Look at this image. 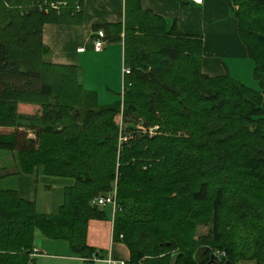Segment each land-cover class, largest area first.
<instances>
[{"label":"trees","instance_id":"1","mask_svg":"<svg viewBox=\"0 0 264 264\" xmlns=\"http://www.w3.org/2000/svg\"><path fill=\"white\" fill-rule=\"evenodd\" d=\"M225 1L256 89L203 74L200 37L125 0L122 22L93 27L122 43L128 70L121 99L99 105L42 42L46 24H82L83 0H0V150L24 175L72 181L50 216L0 190V264H31L35 230L91 264L87 226L105 219L91 201L114 189L124 264H207L215 251L220 264H264V0ZM197 225L208 234L195 238Z\"/></svg>","mask_w":264,"mask_h":264},{"label":"crops","instance_id":"2","mask_svg":"<svg viewBox=\"0 0 264 264\" xmlns=\"http://www.w3.org/2000/svg\"><path fill=\"white\" fill-rule=\"evenodd\" d=\"M124 2L125 0H83L81 25L46 24L43 27L42 42L49 49L46 60L52 64L78 67L80 83L85 90L97 93L98 102L99 97L106 101L113 100L111 92L118 94L121 90L123 45L105 44L100 51H94L93 27L122 22L120 15L124 12ZM140 3L143 9L150 10L169 22L174 21L183 34L202 39L203 74L209 77L228 75L250 88H257V82L253 78V65L248 60L246 49L238 35L237 20L230 15L225 0H202L200 5L189 1L184 3L183 0H140ZM79 49H83V52H78ZM101 91L106 94L101 95ZM28 136L34 138L33 132L28 131ZM9 153L17 155L16 152ZM13 159L14 166L10 169L0 159V190L15 191L22 200L34 203L37 209V176L42 167H35L31 174L24 175L21 173L18 155L17 161ZM15 178L18 182H5ZM66 187L68 186L65 185L63 191ZM50 188V185L46 187L47 190ZM62 203L63 199L52 214L36 212L46 216L55 215ZM86 243L94 250L89 260L91 264H120L129 260L125 245L114 239L111 209L107 219L89 221ZM31 259V264L86 262L70 252L66 241L45 238L39 230L34 232Z\"/></svg>","mask_w":264,"mask_h":264},{"label":"rangeland","instance_id":"3","mask_svg":"<svg viewBox=\"0 0 264 264\" xmlns=\"http://www.w3.org/2000/svg\"><path fill=\"white\" fill-rule=\"evenodd\" d=\"M122 92V87L121 90H119L120 94ZM113 93V97L114 99L111 101H106L103 98L99 97V105H110L114 102L119 101L121 98L118 96L117 93L111 92ZM106 94V92H102L101 91V95ZM0 154H3L0 156V159H3L4 162H6V167L7 169L12 168L14 165V159L17 161V155L14 154V156H12L11 153L9 152H4L0 151ZM6 156V158H4ZM38 191H37V211L39 212H43L44 214H52L54 213L57 208L58 205L61 203L62 199H63V188L64 186H69L72 181L69 179H65V178H58V177H47L42 169L39 170L38 173ZM5 182H18V179H7V181ZM50 185V189H46L47 186ZM110 209L112 210L111 207H106L104 208V212H105V219H107V217L110 214ZM99 221V220H98ZM211 225H197L196 226V231H195V238H198L200 236H204L208 234V231L210 229ZM214 255H222V253H219L218 251H215Z\"/></svg>","mask_w":264,"mask_h":264},{"label":"built area","instance_id":"4","mask_svg":"<svg viewBox=\"0 0 264 264\" xmlns=\"http://www.w3.org/2000/svg\"><path fill=\"white\" fill-rule=\"evenodd\" d=\"M189 2H192L193 4L196 5H200L202 4V0H187ZM104 39V32L102 30H97L93 32V49L94 51L98 52L100 51L105 43L103 41ZM78 52H83V49H79ZM123 74L128 73V70L126 68L123 67L122 70ZM157 130L156 127L149 129L147 132L150 136L154 135V132ZM126 140L125 137H120L119 138V142H124ZM91 205L98 207L100 209H104L106 207H111L112 208V212L114 215V212L116 210V203H115V189L109 193H107L106 195L103 196H98L96 198H94L91 201ZM120 264H124V263H120Z\"/></svg>","mask_w":264,"mask_h":264},{"label":"water","instance_id":"5","mask_svg":"<svg viewBox=\"0 0 264 264\" xmlns=\"http://www.w3.org/2000/svg\"><path fill=\"white\" fill-rule=\"evenodd\" d=\"M183 1H184V3L187 2V0H183ZM207 264H220V263L217 262V261H215V256L212 255V256H211V259L207 262ZM223 264H229V262H225V263H223Z\"/></svg>","mask_w":264,"mask_h":264}]
</instances>
